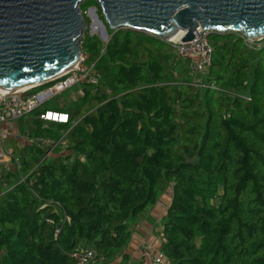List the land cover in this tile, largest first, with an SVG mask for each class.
Listing matches in <instances>:
<instances>
[{
	"label": "trees",
	"instance_id": "trees-1",
	"mask_svg": "<svg viewBox=\"0 0 264 264\" xmlns=\"http://www.w3.org/2000/svg\"><path fill=\"white\" fill-rule=\"evenodd\" d=\"M90 6L108 39L85 32L81 49L101 78L61 108L72 126L39 119L46 102L18 118L46 147L15 145L16 167L0 168V264H76L80 249L124 262L131 222L164 191L169 264H264V41L209 32L197 79L170 43L109 28L92 0L86 24Z\"/></svg>",
	"mask_w": 264,
	"mask_h": 264
},
{
	"label": "water",
	"instance_id": "water-1",
	"mask_svg": "<svg viewBox=\"0 0 264 264\" xmlns=\"http://www.w3.org/2000/svg\"><path fill=\"white\" fill-rule=\"evenodd\" d=\"M83 1L0 0V88H31L77 63L86 28ZM92 1L109 28L166 42L175 36L190 41L198 29L239 33L251 41L264 36V0Z\"/></svg>",
	"mask_w": 264,
	"mask_h": 264
},
{
	"label": "built area",
	"instance_id": "built-area-1",
	"mask_svg": "<svg viewBox=\"0 0 264 264\" xmlns=\"http://www.w3.org/2000/svg\"><path fill=\"white\" fill-rule=\"evenodd\" d=\"M197 32V33H196ZM194 32V37L188 42L180 39L169 40L173 52L186 62V66L191 75L201 74L210 63L212 47L208 40L210 31L198 29ZM245 42L253 45L264 41V36L256 41L245 38ZM87 55L81 54L77 63L67 72L40 85L18 90H7L0 88V125L13 121L21 116L38 109L43 103L53 97L69 90L72 87L97 85L101 76L96 71L93 64L87 63ZM47 84V85H46ZM34 88H39L35 91ZM81 94L84 90H81ZM37 117L46 122L74 124L66 112L55 110H43ZM143 253L138 264H161L160 258L163 254L155 253L150 248L142 249ZM93 249H80L74 253L76 264H102L101 258L96 257Z\"/></svg>",
	"mask_w": 264,
	"mask_h": 264
},
{
	"label": "rangeland",
	"instance_id": "rangeland-1",
	"mask_svg": "<svg viewBox=\"0 0 264 264\" xmlns=\"http://www.w3.org/2000/svg\"><path fill=\"white\" fill-rule=\"evenodd\" d=\"M95 14L97 15V17L95 16ZM84 15L88 18V23L86 24V28L84 29L83 33L87 32V34H89V35H96L103 43H105L108 39V33H107V30L104 28L105 27L104 23L101 20V18L98 16L97 11L92 10L91 6H90L84 11ZM100 20H101V23L99 22ZM81 54H83V52H81ZM200 77L198 75L195 78L198 79ZM83 88L85 90L84 86H79L78 88L72 87L69 90H66L65 92L59 94L58 96L53 97L50 100H48L44 104V106L48 107V108H55V107L68 108L69 106H74L77 104V102L82 97L83 93L81 94L80 89L83 90ZM38 89L36 88V90H38ZM92 91L93 90L91 89L90 92H92ZM86 104H85V106H86ZM80 110H81V108H80ZM17 120L18 119L13 120V121H17ZM13 121H8V122H6L0 126V168L3 167V168H6L8 170H13L16 167V165H15L16 161L14 162V160L11 158L12 157L11 156V152H12L11 150L15 147V145H19V144H22L25 142L24 135H22L17 130L18 128L14 129V127L16 125L18 126L17 123H20V121H17L16 124L13 123ZM16 138H18L20 140L19 143H18V140ZM33 142L34 143L39 142V144H40V142H43L42 145L46 147V144L44 141H40L37 139L31 138L30 142H28V143L34 144ZM48 149H49V147H48ZM50 155H52V152L50 153ZM165 194H167V192H165ZM159 229H160V227H159ZM143 248L148 250L149 247H147V245H144V244H141L138 247L137 254H136L138 257V261L136 264H138V262L140 260V257L143 253V250H142ZM83 250H88V249H83ZM157 252L160 254H163L161 252V249H159ZM157 252H155V253H157ZM95 255L97 258H99V259L101 258V256L98 253H96ZM114 260H115V263L117 262L119 264H126L127 263L126 260L124 262H122V260L120 258H118V256ZM160 263L161 264H169L168 260L164 256V254H163V257L160 258ZM129 264H132V263H129Z\"/></svg>",
	"mask_w": 264,
	"mask_h": 264
},
{
	"label": "crops",
	"instance_id": "crops-1",
	"mask_svg": "<svg viewBox=\"0 0 264 264\" xmlns=\"http://www.w3.org/2000/svg\"><path fill=\"white\" fill-rule=\"evenodd\" d=\"M53 108L55 111H62L61 107ZM53 109H45V110H53ZM42 112V111H41ZM40 113V112H39ZM13 123H17V121H13ZM18 124V123H17ZM1 126V125H0ZM18 128L16 125L14 127ZM19 131V129H17ZM25 142L19 145L30 144L31 138H27L25 135ZM19 143V139L16 138ZM170 193L165 191L160 193L158 200L155 204L143 212L142 215L138 216L131 222L130 225V238L127 248L124 253L126 254V264L132 263L136 264L138 261L137 257V249L141 244L147 245L152 251L157 252L161 246V216H163L168 204H169ZM160 227V229H159Z\"/></svg>",
	"mask_w": 264,
	"mask_h": 264
},
{
	"label": "bare ground",
	"instance_id": "bare-ground-1",
	"mask_svg": "<svg viewBox=\"0 0 264 264\" xmlns=\"http://www.w3.org/2000/svg\"><path fill=\"white\" fill-rule=\"evenodd\" d=\"M179 37H180V36H177V37L175 36V37H173L172 39H173V40H176V38L178 39ZM64 73H65V72H64ZM62 74H63V73H62ZM60 75H61V74H60ZM16 90H17V89H16ZM83 90H84V88H83ZM69 126H70V125H69ZM69 126H68V127H69ZM64 136H65V135H64ZM62 138H63V137H62ZM34 141H35V140H34ZM33 143H34V142H33ZM57 143H58V142H57ZM58 144H59V143H58ZM45 156H46V155H45ZM14 162H15V161H14ZM15 164H16V162H15ZM138 256H139V255H138Z\"/></svg>",
	"mask_w": 264,
	"mask_h": 264
}]
</instances>
